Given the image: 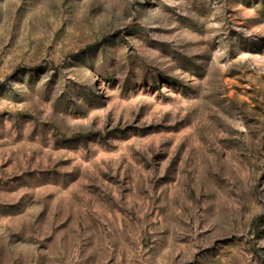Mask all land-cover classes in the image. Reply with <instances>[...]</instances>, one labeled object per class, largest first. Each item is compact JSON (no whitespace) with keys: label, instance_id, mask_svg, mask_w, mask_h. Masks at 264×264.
<instances>
[{"label":"rangeland","instance_id":"1","mask_svg":"<svg viewBox=\"0 0 264 264\" xmlns=\"http://www.w3.org/2000/svg\"><path fill=\"white\" fill-rule=\"evenodd\" d=\"M0 264H264V0H0Z\"/></svg>","mask_w":264,"mask_h":264}]
</instances>
